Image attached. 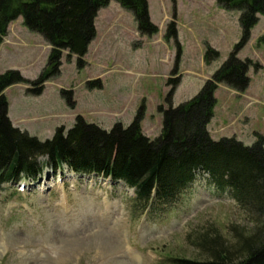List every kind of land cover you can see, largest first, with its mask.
<instances>
[{
  "label": "rangeland",
  "instance_id": "374dc122",
  "mask_svg": "<svg viewBox=\"0 0 264 264\" xmlns=\"http://www.w3.org/2000/svg\"><path fill=\"white\" fill-rule=\"evenodd\" d=\"M153 35L139 33L133 14L110 0L97 12L95 36L77 65L64 51L58 72L38 96L19 83L6 88L12 124L39 140L58 127L70 129L77 117L104 130L128 126L142 106V133L161 131L159 107L167 108L169 78H178L171 104L193 98L228 59L239 42V13L215 0H146ZM174 23L176 40L165 39ZM264 17L236 52L249 62L247 88L237 92L219 84L214 92L212 139L235 138L250 146L264 139ZM219 57L206 63V48ZM50 45L30 32L21 17L11 22L0 44V73L18 71L27 81L47 67ZM176 53H181L174 71ZM33 187L0 186V264H160L186 258L206 260L203 235H218L228 245L253 228L252 220L227 191H217L206 175L156 214L142 212L134 191L122 182L65 173L53 178L47 167ZM200 175V174H199ZM100 179V180H99ZM55 181V183H54ZM59 181V182H58Z\"/></svg>",
  "mask_w": 264,
  "mask_h": 264
},
{
  "label": "trees",
  "instance_id": "16d2710c",
  "mask_svg": "<svg viewBox=\"0 0 264 264\" xmlns=\"http://www.w3.org/2000/svg\"><path fill=\"white\" fill-rule=\"evenodd\" d=\"M110 0H0V44L8 26L19 17L32 33L50 45L46 69L33 81L25 80L18 71L0 73V186L21 179H36L45 167L84 175H96L120 181L134 191L136 204L148 214L164 211L180 195L206 175L215 190L227 191L252 220L248 233H239L231 245L218 235H203L200 246L206 260L168 258L160 264H264V139L247 146L235 138H211L207 126L213 117L214 92L219 84L237 92L249 83L246 76L251 64L236 57L250 32L264 17V0H215L223 10L239 13V42L228 59L212 74L190 100L173 107L171 98L178 78H169L166 102L159 107L162 115L160 134L150 139L142 133V106L131 123L114 124L104 130L81 117L65 130L58 127L50 139L39 140L15 127L8 116V102L3 91L15 84L31 86L27 93L38 96L42 85L58 72L64 51L81 58L95 36L94 20L100 8ZM130 11L140 34L150 36L157 28L149 21L146 0H115ZM172 22L165 39L176 40ZM264 45V35L260 38ZM204 60L213 62L219 55L206 48ZM181 53H176L177 71ZM200 174V175H199Z\"/></svg>",
  "mask_w": 264,
  "mask_h": 264
}]
</instances>
